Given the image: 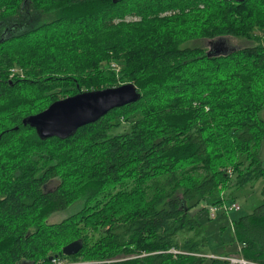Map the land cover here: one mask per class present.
Instances as JSON below:
<instances>
[{
    "label": "trees",
    "instance_id": "1",
    "mask_svg": "<svg viewBox=\"0 0 264 264\" xmlns=\"http://www.w3.org/2000/svg\"><path fill=\"white\" fill-rule=\"evenodd\" d=\"M256 30L264 0H0V264H204L197 203L264 177ZM15 68L24 74L11 78ZM125 84L137 102L68 138L24 124L57 101ZM262 196L232 222L235 256L255 264ZM76 241L82 249L66 256Z\"/></svg>",
    "mask_w": 264,
    "mask_h": 264
},
{
    "label": "water",
    "instance_id": "2",
    "mask_svg": "<svg viewBox=\"0 0 264 264\" xmlns=\"http://www.w3.org/2000/svg\"><path fill=\"white\" fill-rule=\"evenodd\" d=\"M231 1L241 3L246 0ZM140 98L141 95L132 84L84 92L53 103L45 111L26 118L24 124L36 128L43 139H64L78 129L97 122L109 112L135 103ZM81 249L82 243L76 241L64 247L63 253L72 256Z\"/></svg>",
    "mask_w": 264,
    "mask_h": 264
},
{
    "label": "rangeland",
    "instance_id": "3",
    "mask_svg": "<svg viewBox=\"0 0 264 264\" xmlns=\"http://www.w3.org/2000/svg\"><path fill=\"white\" fill-rule=\"evenodd\" d=\"M129 18L128 21L138 20ZM257 35H264V32L261 30H256ZM236 42V41H235ZM238 42H243L238 40ZM232 45H237V43H231ZM113 65L120 67L117 63L113 62ZM20 72L11 71V78H14L16 74H24V70L19 68ZM120 72V71H119ZM117 72V73H119ZM264 118V112H263ZM125 128H121L118 132L124 131ZM259 156L264 164V140L262 142ZM264 188V177L259 181L252 184L246 185L236 191L233 194V197H230V192H223L220 195L209 197L199 201L197 207L195 206L194 211L202 210L198 215V219L204 225L205 234L209 240V246L207 249V255H209L208 260L204 264H212L210 258H223V257H237L235 256L237 252L242 248L235 240V235L232 227V222L239 219L240 217L252 213L259 205L263 203L262 190ZM227 193V194H226ZM217 199L223 200L222 205L230 207L232 204L239 205L241 210L239 211H224L221 209L217 214L216 218L210 219V208L213 205V202ZM204 209V210H203ZM77 211L76 207H72L67 211L59 212L54 214L50 219L49 223H59L62 220L66 219L73 213ZM241 258V257H239ZM67 263V262H66ZM58 264V263H57ZM61 264V263H60ZM63 264V263H62Z\"/></svg>",
    "mask_w": 264,
    "mask_h": 264
},
{
    "label": "built area",
    "instance_id": "4",
    "mask_svg": "<svg viewBox=\"0 0 264 264\" xmlns=\"http://www.w3.org/2000/svg\"><path fill=\"white\" fill-rule=\"evenodd\" d=\"M113 69L116 71V72H119V67H117L116 65H113ZM13 72H17L16 69H13L12 70ZM231 172V171H230ZM223 209L224 211H239L241 210L240 206L239 205H236V204H232L230 207H226V206H212L210 208V216L211 218H216V214L221 210ZM241 250V249H240ZM239 250V251H240ZM207 257L209 258V255H207ZM213 259V258H212ZM214 259H219V260H224V261H227L229 262V264H255V263H252V262H248L246 261L244 258H239V257H223V258H214Z\"/></svg>",
    "mask_w": 264,
    "mask_h": 264
},
{
    "label": "bare ground",
    "instance_id": "5",
    "mask_svg": "<svg viewBox=\"0 0 264 264\" xmlns=\"http://www.w3.org/2000/svg\"><path fill=\"white\" fill-rule=\"evenodd\" d=\"M16 70H17V72H20V70L19 69H17V68H15ZM13 69H11V71H12Z\"/></svg>",
    "mask_w": 264,
    "mask_h": 264
}]
</instances>
